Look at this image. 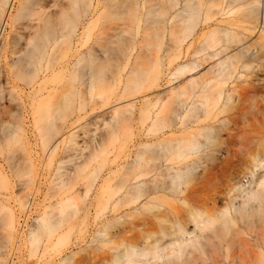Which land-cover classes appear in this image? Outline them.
I'll return each instance as SVG.
<instances>
[{"label": "bare ground", "instance_id": "6f19581e", "mask_svg": "<svg viewBox=\"0 0 264 264\" xmlns=\"http://www.w3.org/2000/svg\"><path fill=\"white\" fill-rule=\"evenodd\" d=\"M15 1L17 0H0V24L9 17V11ZM81 1L60 0L56 18L49 14L42 18L39 17L41 23L35 26L33 33L24 40L22 45L10 51L12 57L7 63L6 71L0 72V77L5 78L7 83L12 77L22 76L26 86H30L28 105L31 125L36 131V136L41 140L42 148L46 150H42L47 154L45 155L47 156L46 161L52 157L53 153L55 154L54 151L59 141L72 142L71 148H74L77 143L76 137L72 131L73 128L66 129L67 118L78 108L84 106L85 99L81 97L84 95H81L80 92L87 88L91 90L94 83L98 85L102 82V79L100 82L97 81L96 77L104 76L103 73L110 69L106 68L109 66L106 59V63L102 61L104 58L100 60L102 56L100 57L98 54L97 50L99 49L95 52L94 46L99 43L94 40L93 44L97 43L96 45H89L78 53L77 50H74L77 55L73 53V56L74 54L76 56L74 63L79 60H87V62L85 60L87 64L82 62L84 65L86 64L84 66L86 69L83 68V64L80 65V62L78 67L82 66L83 69L77 67L78 70H82L80 71L81 75L78 72L79 76L77 77L80 78L78 81H81L77 86L82 85V89L85 87L83 90L80 87H75L76 84L68 90L59 89L58 92L52 89L53 86H49L51 88L45 86L46 82L49 84L50 79L56 76L54 69H52L53 73L50 71L53 75H49L53 76L52 78L45 75L47 73L45 71H49L50 61L53 59V57L50 58L53 47L58 44L59 39H61L60 43L69 42L72 45L71 36L76 31L75 20L80 13ZM208 1H210L209 5ZM134 2L135 10H137V12L134 10L136 18L137 16L141 18L142 12L139 16V11L143 8L145 1L134 0ZM168 2L163 3L158 9L157 14L161 18L158 21L160 24L156 32L153 33L149 26V28L143 27L139 31L142 43L156 36V50L151 52V58L155 60L156 71H147L144 82H141L143 85L139 83V86L129 91L132 97L128 94L130 101L128 100L126 104H129L130 111L127 116L129 121L126 120L127 118L125 120L128 123L127 130H129L131 149L125 152L122 149L116 150L112 158V165L107 169L106 174L94 173L97 167L100 171L101 166L105 164V159L99 162L100 166L94 168L93 174L95 175L91 176L92 178L90 175L93 168L90 169L88 177L92 181L88 183L85 180L88 184L85 183L84 194L77 188L75 189L74 185L80 178V172L85 168L84 165L88 164L92 157L87 156L88 159L85 157L81 163L83 164L85 159L89 161L83 166L81 163L73 165L72 173L69 172L67 177L66 173L68 172L61 171L60 164H58L59 168L57 169L60 170V173L62 172V175L63 172L66 174V179L62 180L65 178L64 175H61L62 179L60 175L57 177L59 171L55 170L54 177L60 183L58 180L59 184L53 182V180L56 181L53 178L50 183H56V186L53 187L49 183L48 186H51L52 189L51 187H48L50 190L46 188L44 197H50L54 202L50 199L51 202L37 216L35 228L29 231V255H35L37 252L41 258L52 246L58 249L57 253H61V248L73 229L72 217L76 216L79 219L78 213H80L82 214L80 221L83 222L87 214L90 213V207L93 208L94 214L97 216L100 203H104L113 196L112 215L102 221L101 227L97 230V232H103V240L100 238L101 246H109V256L103 264H203V258L206 256H209L212 264H223L222 259L229 258L226 257L224 249L226 252L231 250L227 248V245H230L231 248V245H234L238 251L239 248L244 247L248 257L241 252L235 255L234 253L237 251L234 253L228 251V255L232 252L231 258L239 260V264H247L253 256L252 247H264L262 234H257L260 236L253 237V242H251V239L241 238L243 236L241 232L240 237L236 235L239 234V230L236 232L235 229L236 219L242 220L250 211L256 210L264 214V170L260 174H255L256 168L264 167V139L258 144L259 147L254 148L247 157L250 166L245 175L251 176L248 182L249 187L236 185L237 187L230 188V191L237 190V193L230 194L228 205L222 209H215V212L213 209L212 213L203 207L204 203L193 201L194 184L202 178V176L196 177L194 172L200 169H212L216 165H232L235 162L233 159L235 154L242 152L241 142L245 138L244 136L240 137L238 150L237 147L235 149L232 144L234 140H230L236 136L232 133L234 127L229 125L233 121L231 118L223 116V113L231 111L239 104L238 99H233L232 92L237 88L234 83L237 78L242 76V71L264 64V0H220L219 4L216 3V0H168ZM36 4L38 3L34 5ZM91 4L92 1L89 5L91 6ZM19 5L22 7V3ZM41 5L42 3L37 10L43 7ZM240 5L241 18L229 17ZM54 22L58 23L60 28ZM55 26L58 28L56 29ZM60 29H66V33L64 30L63 33H60ZM131 41L132 43L129 44L134 47V40L131 39ZM65 46L67 48V45ZM3 49L5 48H0V53L3 52ZM163 51L168 57L166 68H163L164 61L161 56L163 53L160 54ZM51 63L53 62L51 61ZM64 65L66 66L63 63L62 67ZM67 66L69 65L67 64ZM8 67H10L9 71H7ZM74 68L76 67L71 69ZM105 68L106 70H104ZM100 73L102 75H99ZM47 79L50 81L48 80V82ZM164 79L170 87L167 90H163L161 87V82ZM104 84L106 83L104 82ZM14 88L15 86L12 85L5 91L0 85V264H15L14 257L19 250L14 241L17 222L15 205L25 208L29 202V191L33 188L31 191L33 194L32 192L37 191L39 187L36 186L39 183H35L37 182L36 176L39 175L36 174L37 162L32 155L26 136L24 122L20 115L21 109L19 108L18 111V106H21L23 101L18 95L19 92L17 93ZM241 89L248 92L250 88L245 86ZM43 90H46L47 94H53L59 103L62 102L61 106L59 104L54 107L47 105L40 108L37 103L40 100L39 96L45 94ZM93 91L92 88L91 92ZM139 92L142 93L140 97L136 96ZM75 96L78 104L74 101ZM80 97L84 99L83 104L82 99H78ZM260 97L264 98V95ZM62 105L66 107L63 108ZM118 107L120 106H117L114 111L120 109ZM23 108L25 109V105ZM5 114H7V118L3 116ZM138 121L141 124L146 123L141 135H138V124L140 123ZM157 125L160 126L155 128ZM221 132L226 135V138L222 137ZM137 136H141V138L136 140ZM138 145L141 148L137 149ZM118 148L121 147L118 146ZM222 151L227 155L218 161ZM19 152L22 153L21 156ZM54 157L51 160H54ZM38 171L37 173H40ZM87 175L85 174V176ZM116 175H121L123 179ZM11 176L24 177V181L21 183L23 191L19 195H12L14 185L11 182ZM85 176L81 178H86ZM115 176L118 178L117 180H122H119L116 187L112 188L110 182H113ZM93 178L98 179V184L94 196L86 200V193L97 180ZM88 180L90 181V179ZM190 182L191 185H188ZM46 192H48V196ZM243 192L244 194H241ZM238 196L242 198V202L235 205L234 199ZM10 199L14 201V204H10ZM123 206H127V209H123ZM54 217H60L61 221L71 218L70 223H67L66 219V221L64 220V223L68 224L64 228L68 229L63 230V222L53 221ZM148 223L154 227V232L143 233L134 239L125 237L121 242L114 241V237L118 234ZM189 223L193 224L190 230L187 228ZM56 224H59L57 228ZM73 224H75V219ZM230 224L234 227L232 228ZM218 225H221L222 228ZM58 226L61 227V230L58 233L54 231L57 234L52 241L48 237L49 233L54 228L58 231L57 229H60ZM229 226L233 230L232 232L231 229H228ZM261 226L263 225L261 224ZM112 227H118L116 229L118 232L110 233L109 228L112 229ZM79 229L78 232L81 230ZM239 229L241 230V228ZM45 231L48 232L45 235L49 234L47 237L52 243L45 240L40 244L42 233ZM228 231L231 232L229 237H227ZM193 233L195 236L192 239L182 241L184 235ZM42 237L44 238V236ZM165 237H169L166 243L162 242ZM232 237H237L238 240L236 238L235 242ZM232 242L234 244H231ZM238 242L243 247H238L240 245ZM38 247H40L39 253ZM232 250L234 251V249ZM263 250L258 249L262 264H264ZM258 252L256 251V254ZM261 252L263 254H260ZM198 259L201 260V263ZM67 260L68 256L60 258L58 263L71 262V259L68 260L69 262ZM64 261L67 262L64 263ZM44 262L32 263L45 264ZM253 263L251 261V264Z\"/></svg>", "mask_w": 264, "mask_h": 264}, {"label": "rangeland", "instance_id": "374dc122", "mask_svg": "<svg viewBox=\"0 0 264 264\" xmlns=\"http://www.w3.org/2000/svg\"><path fill=\"white\" fill-rule=\"evenodd\" d=\"M43 1L45 0H17L15 1L12 5V8L9 11V17L6 19L4 23L2 22L0 24V48L2 47L5 48L3 49V52L0 53V72L4 73V71H6L7 63L11 60V57H12L10 54V51L19 47L20 45H22L23 42H25L24 40H26V38H28L33 33L35 26L41 23V20H39L40 18L46 16L47 14L54 16V18L58 16V13L56 12L58 10V4L60 0H46L44 3ZM91 1H92V4L90 6L89 4L91 3ZM144 1H145L144 6L139 11V16L141 15V12H142V16L141 18H139L138 16L136 18L135 11L137 12V10H135L136 4L134 0H82L80 3V8H79L80 13L76 17V20H75L76 31L71 36L72 45L69 42L67 43H69L70 45L67 44L66 42H65L66 44L64 42L60 43L61 39H59L58 44H56L53 47V50L51 51L53 56L51 54V57H50V58L53 57L52 60L50 59L53 63H51L50 61V64H51V65L49 64L50 69L49 71L46 70L45 72L47 73L45 74L44 72V74L49 76L54 71L58 73V74L55 73L56 76L54 77L49 76L50 78L53 77V79H50L51 81L47 79V81L48 80L50 81L48 82L51 85L47 84V82L45 85L47 86V88H51L52 86L53 87L55 86V88L52 87V89H54V91L56 90V92H58L59 89L68 90L72 85L76 84L75 85L76 87L78 84H80L79 82L81 80L78 81L80 78H78L77 76H79L78 72L82 70H78V69L82 68V66L83 68H85L84 66H86L87 60L83 57V59L86 60V62L85 60H83L86 63L85 65L82 63L83 61L81 60L74 63L76 59L75 54L76 52L78 53V51L80 52L83 51L85 48L89 47V45L91 46V45H96L97 43H99L96 46H94L96 48L95 52L97 49H99L97 50L100 52V53L98 52V54L100 55V57L102 56L100 60L104 58L102 61H105L106 63V60H107L109 64V66L105 64L108 67H106L105 65L104 67L110 68V69H107L108 70L107 72L104 71L106 70V68L103 70L106 73L101 72L104 74V76L106 75L105 78L104 76L96 77L97 81L100 82V80L102 79L101 80L102 82H100L98 85L94 83L93 85L94 87L92 86L91 90L90 88H87L88 90L85 89L84 91H82L85 87L83 86L84 88L82 89L81 88L82 85L77 86V88L80 87L82 89V90L80 89L82 92L79 91L80 93H82L81 95L85 96V97L81 96L85 100L81 97L78 98L79 100L82 99L81 100L82 104L84 100V106L83 105H82L83 107L79 106L82 108H78L76 111L70 114V116L67 118L68 126L66 128V129L73 128L72 131H74L75 133L74 136L76 138L75 137L74 138L76 139L77 143H75L74 148H71L72 142L59 141L57 148L54 151L55 154L54 153L52 154V157L56 156L54 157V160H51L52 157H50L47 160V161L51 160L49 162L45 160L47 159L46 158L47 156H45L47 154L46 152H43V151H46V150L42 148L41 140H39L38 136H36V131H34L31 125L30 108L28 105L29 98H30L28 95L30 86H26V83L24 81L25 79L22 78V76L12 77L8 83L5 78L2 79L0 77V85H2V88L6 91L7 88H9L10 86L12 85L15 86L14 90L17 91V93L19 92L18 95L23 101V103H21L20 105L22 107L23 105H25V109L24 108L22 109L21 106H18V111L20 108L21 109L20 115L22 116L21 118L24 122L26 136L30 143L29 145L32 151V155L33 157H35V162H37L36 163V166L38 168L37 171L40 169L38 171L40 173H37L36 171V174H39L36 176L37 182H35L36 184L39 183L38 185H36L37 187L39 186L38 190L35 192L33 191L32 192L33 194H31V191L33 190V188L32 190L29 191L30 192V194H28L29 202L26 204L25 208H19L17 207V205H15V210H16L15 213H16L17 222H16V233L14 235L15 236L14 241L16 242V245H18V248H19V250L16 252L15 257H14L15 264H22V263L30 264V262L31 264L35 262L43 263V261H45L44 262L45 264L47 262H48L47 264H49L50 261H51L50 264H59L58 263L59 259L67 257V256H68V260L71 259V262L67 260L70 264H103L108 259L109 246H105V247L101 246L100 238L103 237L102 236L103 232L100 233V232H97V230L101 227V222L104 221L106 218H109L112 215L111 209H112L114 196L110 198L109 200H106L104 203H100L99 212L97 216H95L93 208L90 207L89 209L90 213L89 215L87 214L83 222L80 221V219H82L81 217L82 214L80 213H78L80 216L79 219L76 216L72 217V219L70 218L73 223L75 219V224L71 222V224L73 225L72 227L73 229H71L72 232L70 231V233L68 234L65 244L61 248L62 250L60 251L61 253H57L58 249L57 248L55 249L52 246L54 249L50 247L46 255H43L41 258H39L40 255H38L37 252L35 255H29V252H28L29 231L35 228L37 216L42 212L45 206H47L51 202L50 197L49 198L44 197L46 188L50 190L48 187H51V186L55 187L56 183L57 184L60 183V181L54 177L56 174L55 170L59 171L58 173H60V170L61 171L63 170L64 172H68L66 173L67 175L63 172L64 176L62 175V172L60 174L57 173V177L59 175L60 177L61 175L63 177H65L66 175L67 177L69 172L72 173L71 171L73 170L75 164L79 163L77 165H80V163L84 160L85 157L86 159H88L87 156L90 158L92 157L91 159H89L90 161L87 160L89 161L88 164H86L87 161L85 159L86 162L85 161L83 162V164L84 163L86 164L84 165L85 168L82 167L83 172L81 170L80 172L81 176H79L81 178L82 176H85V174L86 175L88 174L87 176H85L87 179L83 177L81 178V180H79L80 179L79 178L78 180H76L78 183L76 182L77 184L75 183L74 185L75 189L77 188L78 191H82V194H84L85 185L92 181L91 176L95 175L96 172L102 175L108 172L107 169L112 165L111 163L112 158L116 150L122 149V151L125 152L131 149L129 130H127L128 123L126 122V120L129 121L127 116H129V111H130L129 106H128L129 104H126V103H128V100L130 101V99H128L130 98L129 96L132 97L129 91H131L132 88L139 86V83L144 82L143 80L145 79V74L147 73V71L149 70L152 72L156 71L155 60L151 58V54H152L151 52L152 51L155 52L156 50V46H155L156 36H153L151 40L145 41L144 43H142L140 41L139 31L143 27L145 28L151 27L152 32L155 33L158 25L160 24L158 21L161 18V16L157 14L158 9L163 3L168 2V0H144ZM219 2L220 0H216L217 4H219ZM20 3H22V7H20L19 5ZM35 3H38L39 5L40 3H42L43 7L39 8L40 10H37L39 5L38 4L34 5ZM209 3L210 1L207 2L208 5ZM239 7H241V5L236 7L234 9L235 12L229 15V17L240 19L242 10L239 9ZM54 24H58V23L54 22ZM57 26H55L56 29L58 27L60 28V25L58 27ZM60 30L61 32L60 31L59 32L63 33L62 31L64 29H60ZM64 33H66V29L64 30ZM83 35L84 37H82ZM84 39H87L86 40L87 44ZM131 39L135 41V42L133 41L134 47L130 46V44L132 43V41L130 42ZM94 40H96L97 43L93 44L95 42ZM83 42L84 44L82 45ZM128 44L130 48L128 47ZM65 45H67V48ZM126 47H128V49H126ZM54 50H55V54H54ZM74 50H77V51L74 52ZM4 51H7V52H4ZM73 53H75L74 56H73ZM160 54H162L161 55L162 61H164L163 68H166V60L168 59V57L167 55H165L164 51L161 52ZM63 63L66 64V66L64 65V67H62ZM71 63H74L75 65L77 64V65L75 66L74 64H71ZM67 64L69 66H67ZM70 64L72 65V67ZM79 64L80 65L83 64V65L81 67H78ZM117 65L119 66V68ZM73 67H76L74 68L75 70L78 67L77 71H74V69H71ZM52 69H54V71H52ZM9 70H10V67H8L7 71ZM50 71H52V73ZM81 73L82 72H80V75ZM101 73L99 75H102ZM242 73H243L242 76L235 80L234 85L237 86V88L235 89L234 92H232L233 99L234 100L238 99L239 104L236 108L232 109L231 111H227L223 113V116L229 117L233 121V123H230L229 125L234 127L232 133H234L236 136L230 138V140H234L232 144H234L235 149L237 147V150H238V146H239L238 141L240 140V137L244 136L245 138L241 142L242 145L240 149L242 152L239 154H235V157L233 158L235 162L232 165H224V164L216 165L212 169H206V170L200 169L194 172V175L196 177L202 176V178H200L194 184L195 189H194L193 201L195 203L198 202L200 204L204 203L203 207L207 208L209 213H212L213 209L215 212L216 211L215 209L217 210L222 209L224 206L228 205V201H229L228 197H230V194L235 193V192L237 193V190H235V192L230 191L234 186L237 187L239 185L240 187H249L248 182L251 176L249 174L245 175V173L248 172V168L250 166L248 162L249 160L247 159V157L253 151L254 148L259 147L258 144H260V142L264 139V98L260 97L264 95V64H262V66H258V65L254 66L253 68L250 67L249 69L242 71ZM113 77L116 79H114ZM97 81L95 82L98 83ZM104 82L106 84H104ZM161 83H162L161 87L163 90H167L168 88H170L169 85L165 83V79ZM245 86H248L250 88L248 92H245L243 89H241V87H245ZM92 88L94 90L93 92H91ZM43 92L45 94L39 96L40 100L37 103L40 108L46 107L47 105L54 107L59 104V106H61L60 104H62V102L59 103L53 94H47L46 90H43ZM141 94L139 92L137 93L136 96L140 97ZM74 101L75 103L78 104L77 97L74 99ZM64 106L65 105H62L63 108L66 107ZM117 106H120L118 107L120 109H118L117 111L115 110L116 111L115 112L114 109H117ZM6 115L7 114L3 116L7 118ZM145 126H146V123L141 124L140 122L138 124V127H139L138 135H141V133L145 129ZM159 126L160 125H157L155 126V128H158ZM221 133H222V137L226 138V135H224L223 132ZM139 138H141V136H137L136 140ZM118 146H120L121 148H118ZM137 147H138L137 149L141 148V146L139 145ZM19 154L20 156L22 155L21 152H19ZM226 155L227 153L222 151L220 153L218 161H221L222 158L225 157ZM103 159L106 160L105 164L101 166L100 171H98L99 167L97 166L99 165V162ZM58 164H60L59 165V167H61L60 170L57 169L59 168ZM83 164L81 163L82 166ZM95 167L97 168L95 169V172H94L95 174H93ZM90 169H92L91 175L89 173L91 172ZM263 170H264V167L256 168L255 174L256 175L260 174L263 172ZM89 175L91 178L88 177ZM116 176L114 177L113 182L112 183L110 182V185L112 184V188H115L116 184L119 183V180L123 179L121 175H118L117 177L120 178L119 176H121L122 179L117 180L118 178ZM63 177H61V179ZM66 177L63 178L62 180H65ZM53 178L56 179V181L53 180V182H56L55 184L53 182L50 183V181ZM10 179H11L12 184L14 185L13 186L14 192H12V195L21 194V191H23L21 183H23L24 177L23 176H17V177L11 176ZM88 179H90V181ZM57 180L59 183L57 182ZM97 181L98 179L95 182L93 181L94 183L90 186V190L86 193V196H85L86 200H89L94 196V192L98 184ZM49 183L51 186H48ZM188 185H191V182L188 183ZM48 192H46L47 196H48ZM241 194H244V192ZM52 202L54 201L52 200ZM241 202H242V198L239 196L234 199L235 205ZM10 204H14V201L12 199H10ZM123 209H127V206H123ZM261 213L256 210H253V211H250L242 220L236 219V222L234 221L236 223V226H235L236 232L237 230H239L238 231L239 234L237 233L236 235L240 237V234L243 233L242 234L243 236H241V238L243 239L246 238V240L251 239L250 240L251 242H253V239H254L253 237L260 236L257 234H262L263 236L261 235V237H264V224H263L264 217L262 219V216H264V214H261ZM65 219L61 221L60 217H57V218L54 217L53 221L63 222L64 225H62L63 226L62 229L65 230L68 228L66 227L64 228V226H66L67 223H70L69 222L70 219L68 220L66 219L68 222L65 224L64 223ZM260 220H261V223L259 222ZM61 222H60V226L62 224ZM78 223L80 226L76 225ZM231 223L234 224L233 222ZM232 224H230V226ZM261 224L263 226H261ZM57 225L59 224H56V228H57ZM60 226H58L60 228V229H57L58 231H56V228H54V230L49 233L50 235L48 234L49 236L45 235L48 232L46 231L45 233L43 232L44 234L42 233V236H44V238L41 236L42 242L40 241V244L44 243L45 240H47V242L49 243V241L51 240H48V237L51 238L53 241L56 234L60 232L59 230H61ZM218 226H221V225H218ZM230 226L228 229H231V227L232 228L234 227L233 225L231 227ZM192 227H193L192 223H189L187 225V228L189 230ZM78 228L81 229V230L79 229L80 232H78ZM117 228H113V227L112 229L109 228L110 229L109 231H111L110 233H117L118 232L116 231ZM239 228H241V230ZM75 230H77L78 233L75 232ZM154 230H155L154 227L149 223L145 224L144 226L140 225L139 227L131 229L130 231H124L123 233L118 234L117 236L114 237V241L121 242V240L125 237L128 239H134L143 233L154 232ZM54 231L57 233L55 234ZM232 231L233 230L231 229V232ZM231 232L228 231V234L226 233L227 237H229ZM249 234H251L250 236L252 238L249 236ZM194 236H195L194 233L189 234V235L186 234L183 236L182 241L183 242L188 241L189 239H192ZM233 237H232V239H234L233 241L236 242L235 239L237 237L236 238H233ZM168 240H169V237H165L162 240V242L166 243L168 242ZM231 244H234V242H232ZM239 244H240L239 246L237 244L238 247H243L241 246V243ZM227 246L226 247L228 249H231L228 251H232L233 253L237 251L236 253H234L235 255L238 254L239 252H241L244 255L246 254L244 247L239 248V251H238L236 250L238 248L237 247L235 248L234 245H231L232 248L230 247V245H227ZM38 248L37 249L39 250L38 251L39 253L40 247ZM232 249H234V251ZM252 249H253V256H252V259L249 262H247V264L248 263L251 264V261L252 263L254 262L253 264L261 263L262 261L260 260L261 257H259L260 255H259L258 249L263 250L264 247L263 246H257V247L253 246ZM166 250L168 249L166 248ZM228 251L226 252V250L224 249V253L226 254V257L228 256L231 260L229 258H228L229 260L226 258H223L222 259L223 264H227V262L228 264H230L231 262H232L231 264H235V263L239 264L238 263L239 260H236L235 258L234 259L231 258L232 252H230L228 255ZM256 251L258 252L257 254H256ZM262 252L264 253V250ZM262 252L260 254H263ZM245 256H247V254ZM208 257L209 256H206L203 258L204 260L203 264H212L211 260ZM67 261H64V263H66ZM198 261H200L201 263V260L198 259ZM198 261L196 260L197 263ZM69 263H66V264H69Z\"/></svg>", "mask_w": 264, "mask_h": 264}]
</instances>
